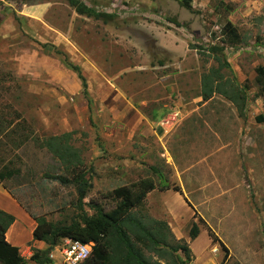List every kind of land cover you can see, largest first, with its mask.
Wrapping results in <instances>:
<instances>
[{
    "label": "rangeland",
    "instance_id": "1",
    "mask_svg": "<svg viewBox=\"0 0 264 264\" xmlns=\"http://www.w3.org/2000/svg\"><path fill=\"white\" fill-rule=\"evenodd\" d=\"M80 1L114 18L77 15L63 0H0V137L21 118L30 136L22 151L41 165L21 179L40 191L32 213L54 224L79 213L76 188L53 179L70 178L68 164L40 147L50 137L82 161L88 215L94 205L114 207V189L143 177L156 181L149 162L164 178L176 177L167 166L174 161L184 166L190 193L210 198L224 190L204 219H195L201 230L188 243L196 261L222 262L208 231L233 251L225 264H264V102L255 82V69L264 67V0H191V11L182 0ZM226 21L237 29L238 45L222 42ZM210 46L223 48L234 74L218 72L222 89L234 78L245 93L242 112L218 93L200 98L202 77L218 68ZM66 61L80 67L85 95ZM160 208L152 197L143 205L170 228Z\"/></svg>",
    "mask_w": 264,
    "mask_h": 264
},
{
    "label": "trees",
    "instance_id": "2",
    "mask_svg": "<svg viewBox=\"0 0 264 264\" xmlns=\"http://www.w3.org/2000/svg\"><path fill=\"white\" fill-rule=\"evenodd\" d=\"M63 1L77 15L100 20L103 23H109L114 18V15L98 12L80 0ZM190 2L191 0H182V6L188 11L192 10ZM172 23L176 27L179 26L175 21ZM222 35L224 36L222 42L226 45L235 46L241 42L236 27L229 21L223 25ZM208 50L217 61L218 68L211 69L202 77L200 98L208 101L213 94L218 93L230 102L238 103L237 107L242 112L246 104V96L243 89L235 84L234 78L229 85V91L222 89L223 83L220 82L222 77L218 72L226 68L234 75L224 56L223 48L210 46ZM66 68L75 73L85 95L87 86L80 67L66 61ZM255 74V82L264 102V69L256 68ZM58 140L57 137H50L42 143L41 147L49 149L56 158L68 164L66 170L70 171V178L54 177L53 179L61 184H71L76 188L79 213L68 224H54L43 216H32L36 223L32 238L43 242L45 248L41 250L31 248V255L26 258L16 247L5 241V232L14 222V218L0 211V264H53L50 253L60 241L65 239L82 244H93L89 256L81 264H188L192 261L188 246L174 238L168 224L151 218L144 212V199L156 188L150 178H142L111 191L109 196L115 202L114 207L104 210L94 205L91 215L84 212L82 199L90 185L85 179L82 161L76 151H71L68 146L60 147L61 145L57 144ZM72 164L73 167H70ZM5 176L10 177L11 174L6 173ZM3 179L4 176L0 175V182ZM158 189L169 188L161 186ZM171 189L178 192L175 186ZM197 234L198 226L192 223L188 236L193 239ZM212 241L214 242L215 238H212ZM225 260L226 255L221 264H224Z\"/></svg>",
    "mask_w": 264,
    "mask_h": 264
},
{
    "label": "crops",
    "instance_id": "3",
    "mask_svg": "<svg viewBox=\"0 0 264 264\" xmlns=\"http://www.w3.org/2000/svg\"><path fill=\"white\" fill-rule=\"evenodd\" d=\"M261 68L264 69V67ZM261 120L263 121V118L261 119V117L255 118L256 122H262ZM5 128L6 131L3 132V135H6L0 137H3L2 141H0V175L4 176V179L0 182V211L11 215L14 218V222L8 227L4 237L5 241L11 246L16 247L22 256L29 258L31 255V248L38 250L45 248V244L43 242L33 240L32 238V232L36 226L32 216L43 215L34 214L31 210V207L33 206L32 203L36 201L35 195H40V191H38V193L34 192V187L26 186V184L23 185L21 179L29 177L32 171L36 168L39 169L41 165L39 161L34 160L36 159V156H29L25 154L24 151H22L24 146L30 143V136L24 127V123H21V118L17 117L14 122L8 124L5 126ZM158 132L160 133L161 130L159 129L157 133ZM3 148H11L13 154L10 155L6 153V156H4ZM43 149L45 148L43 147ZM149 164L151 166L150 170H152L153 174L156 175V181L153 179V177L145 178H150L154 182L156 188L146 195L144 204L145 201L149 199V197L155 198L157 200V204L161 207L160 209L166 213L168 218L171 220L170 224L173 226H171L170 229L174 235V238L177 241H183L186 243L190 250L192 260L195 264H199L196 261V258L193 255L188 242L195 239L201 229H199V226L196 223L198 226V234L193 239L188 236L186 230L188 226H191L192 223H195L196 218H198V220L204 219L205 215H203L202 212L205 214L207 209L210 208V203H212L214 200H219V197L223 195L224 190L223 188L219 189L220 193L210 198H207L204 193H190L187 188H184V185L187 184L183 180V174L185 173V168H183L184 166L177 167L174 161L172 163H167V166H169L170 169L172 168V170H175L174 174L176 177H169V179H166L164 178L159 166H157V169L153 163L149 162ZM179 168H183L182 171L180 170L181 175H179L178 172ZM6 173H10L11 176H5ZM139 179L142 178H138V180ZM214 180L218 185V180ZM175 185L178 188V192L171 189V187ZM161 186H166L169 189L159 190L158 187ZM185 212L187 213V217L183 221L184 215H186ZM206 233L210 242L209 246H212V243H216L217 246L222 249L223 258L225 255L226 260L229 259V257L232 258L233 251L227 247L217 232H215V234L217 235L218 239L214 237V242L210 237V233L208 231H206ZM56 251L57 249L55 247V250L50 253L52 260H54L53 257H56ZM53 264H56V262Z\"/></svg>",
    "mask_w": 264,
    "mask_h": 264
},
{
    "label": "built area",
    "instance_id": "4",
    "mask_svg": "<svg viewBox=\"0 0 264 264\" xmlns=\"http://www.w3.org/2000/svg\"><path fill=\"white\" fill-rule=\"evenodd\" d=\"M176 115L177 113L172 114L171 120H175ZM92 245V243L82 244L70 239L63 240V244L57 248L61 256L59 264H81L89 256Z\"/></svg>",
    "mask_w": 264,
    "mask_h": 264
}]
</instances>
